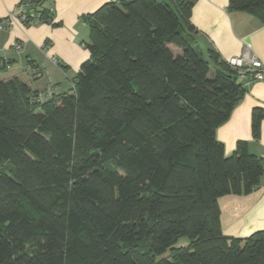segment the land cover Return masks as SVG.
Instances as JSON below:
<instances>
[{"label":"trees","instance_id":"16d2710c","mask_svg":"<svg viewBox=\"0 0 264 264\" xmlns=\"http://www.w3.org/2000/svg\"><path fill=\"white\" fill-rule=\"evenodd\" d=\"M195 1L111 0L86 15L89 57L70 90L0 77V264H264V230H221L219 198L256 189L264 158L246 140L226 155L216 136L245 87L197 45ZM46 2L23 0L24 23L54 24ZM227 6L264 24V0ZM263 116L253 109L256 140Z\"/></svg>","mask_w":264,"mask_h":264},{"label":"crops","instance_id":"0c3cea01","mask_svg":"<svg viewBox=\"0 0 264 264\" xmlns=\"http://www.w3.org/2000/svg\"><path fill=\"white\" fill-rule=\"evenodd\" d=\"M22 1L0 0V21L16 12ZM109 1L47 0L54 24L43 20L27 24L18 21L9 29H0V57L8 61L0 77L6 80L19 76L36 91H43L46 84H54L55 93L65 91L61 90L65 89L64 77L71 81L89 57L84 47L90 31L85 16ZM227 5L229 0L194 2L190 21L197 29L195 39L204 57L209 56L212 47L224 61L248 52L264 62V24L257 16L231 11ZM17 44L20 48H16ZM53 57L60 65L53 62ZM215 68L212 63L211 69ZM237 81L245 87V94L229 119L215 130L216 136L224 143L226 155L233 152L237 141L246 140L252 154L264 158V119L258 140L252 135L251 121L255 107L264 109V81H249L246 76H238ZM260 179V185L251 193L219 198L224 234L245 238L264 230V173Z\"/></svg>","mask_w":264,"mask_h":264},{"label":"built area","instance_id":"2783aa9c","mask_svg":"<svg viewBox=\"0 0 264 264\" xmlns=\"http://www.w3.org/2000/svg\"><path fill=\"white\" fill-rule=\"evenodd\" d=\"M29 19L27 13V4L21 3L16 8V12H12L6 19L0 21V29H9L18 21L24 23ZM16 48H20L17 44ZM53 62L60 65V61L53 57ZM232 68H235L240 76L248 77L249 81L262 80L264 81V62L250 53L246 52L242 56H234L228 60ZM53 85H49L47 93L52 92Z\"/></svg>","mask_w":264,"mask_h":264},{"label":"rangeland","instance_id":"374dc122","mask_svg":"<svg viewBox=\"0 0 264 264\" xmlns=\"http://www.w3.org/2000/svg\"><path fill=\"white\" fill-rule=\"evenodd\" d=\"M206 58H208V57H206ZM71 74V76H72V72L70 73ZM75 76V75H74ZM45 82H47V81H44L43 83H45ZM64 83H65V89H64V87L61 89V90H70L71 88H72V83H71V81H70V78H67V77H64ZM54 85V84H53ZM44 86H46V87H48L49 86V84L47 85H44ZM59 86V85H58ZM189 239L187 238V237H181L180 239H179V241H178V245H188L189 244ZM167 255V253L164 255V256H166Z\"/></svg>","mask_w":264,"mask_h":264}]
</instances>
